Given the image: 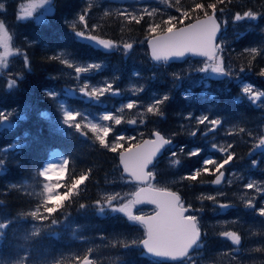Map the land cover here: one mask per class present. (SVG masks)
Returning a JSON list of instances; mask_svg holds the SVG:
<instances>
[{
    "label": "trees",
    "instance_id": "trees-1",
    "mask_svg": "<svg viewBox=\"0 0 264 264\" xmlns=\"http://www.w3.org/2000/svg\"><path fill=\"white\" fill-rule=\"evenodd\" d=\"M27 1L0 0L5 4V11H0V27L10 35L14 50L7 67L0 65V112L12 114L7 123L0 124V149H8L4 168L0 169V222L12 220L0 236V264H21L24 257L27 264H75L76 258L89 251L95 264H166L148 257L140 248L144 228L113 210L131 200L138 188L122 176L119 157L102 149L91 133L83 138L64 125L61 105L79 113L82 124L87 114L116 115L125 121L120 126L112 125L114 134L131 140L121 142L123 150L151 137L153 130L174 143L175 151L168 148L150 170L151 185L176 192L186 206L203 209L195 213L201 222L202 247H196L186 263L179 264H264V252L254 251L264 248V218L244 206L250 196L257 195L244 188L249 180L264 188V154L249 155L253 137L264 135V100L258 106L242 92L245 85L264 91V78L256 74L264 67V53L251 71L239 72V67L247 63L242 53L251 48L264 50V15L256 20L235 19L248 9L264 13V0L219 4L215 12L222 26L218 57L232 74L218 77L194 72V66L207 61L155 65L146 45L152 35L147 27L152 23L165 32L204 17L191 11L187 17L180 15L201 0H51V11L43 18L18 21L17 12ZM209 2L215 0H203L205 5ZM86 5L92 7L88 23L94 29L86 34L112 40L117 47L105 50L74 34L71 23L75 19V31L82 29L78 14ZM145 9L153 15L145 16L139 25L128 23L122 15H145ZM175 17L179 20L168 28L164 22ZM124 43H133V49L126 53ZM61 54L74 65L99 64L100 68L77 80L72 69L50 60ZM10 80L16 81L12 88L8 87ZM84 82L90 88L112 83L118 94L93 99L79 91ZM46 93L57 95L51 99ZM165 95L169 99L160 113L148 114L147 107ZM127 103H135L137 108L120 112ZM202 116L222 123L209 132V125L197 126V118ZM129 120L137 121L131 129L126 122ZM240 127L246 132L237 134ZM192 131L197 135L192 136ZM227 143L233 145L234 160L223 169L230 177L222 187H214L215 176L208 173H202L197 181L183 179L202 172L206 159L221 160L222 155L213 146ZM13 145L16 147H10ZM198 150L199 156H193ZM54 151L69 159L68 175L87 172L90 178L55 214V224L51 218L44 223L23 218L21 214L40 207L45 181L37 171L50 162ZM254 159L258 161L256 167L251 164ZM111 195L118 199L109 204L106 197ZM202 195H214L217 200L202 201ZM262 202L264 195H257V206ZM220 203L231 207L221 209ZM37 230L39 234L33 235ZM225 231L240 235L241 244L234 245L219 235Z\"/></svg>",
    "mask_w": 264,
    "mask_h": 264
},
{
    "label": "snow or ice",
    "instance_id": "snow-or-ice-1",
    "mask_svg": "<svg viewBox=\"0 0 264 264\" xmlns=\"http://www.w3.org/2000/svg\"><path fill=\"white\" fill-rule=\"evenodd\" d=\"M165 2V0H162ZM230 0H215V2H209L207 5L203 3L201 0L200 3L195 4L191 10H184L180 13L181 16L187 17L191 12L203 13L205 19L200 21L202 25V30L205 36L204 40V50L202 51V55H205L211 58L215 49L212 47V38L215 36L217 31L216 20L214 18L215 12L218 9L219 4L227 3ZM46 3H50V0H39V3H29L27 5H22L19 11L17 12L18 21L26 20L28 17L33 15V12L36 8H42ZM0 11H5V4L0 2ZM92 13L91 5H86V7L78 14V23L82 25V29L79 31H75L77 21L74 19L71 23V27L74 30V34L83 40L94 42L96 45L102 47L105 50H112L117 45L113 43L112 40L109 39H100L96 35H88L86 34L88 31H94L91 25L88 23V18ZM145 15L136 16L132 14H123L128 23H135L137 25L141 24L145 21V16L152 17L153 13L148 12L147 9L144 10ZM105 16H108L109 13L105 12ZM260 15H264V13H257L248 9L244 11L242 14H237L235 19L237 21L242 19H253L256 20L260 17ZM179 20V17L170 18L166 20L164 23L168 28H172L173 25ZM147 32L152 34L149 39H153V55L152 58L156 61L160 60H168V55H160L155 51L156 42L161 45H166L170 42L171 38L161 32V26L156 23H152L147 27ZM133 43H124L123 48L125 52H130L133 49ZM264 50L258 48L247 49L241 56L247 58V63L242 64L239 67V72L243 73L246 70L251 71L255 66V62L258 58L261 57ZM177 56H182L183 53H175ZM51 61H59L62 65L66 66L68 69H72L75 73V77L77 80H80L81 75L87 74L92 70H97L100 68L99 64H88L86 66L74 65L70 60L63 59V54L60 56H53L50 58ZM202 71L206 69H201ZM211 71L218 75H231L232 73L228 71L225 67V64L222 60L217 59L215 65L211 66ZM259 77L264 78V67H261L257 73ZM16 84L15 80H10L8 82V87L12 88ZM79 91L85 95L89 96L93 99L99 100L101 96L105 94H118L114 88L112 83H106V86L103 87H91L89 83L84 82L83 86L79 89ZM243 94L250 100L253 104H257L259 106L260 101L264 100V91H260L254 88L251 85H245L242 88ZM51 99H55V93H46ZM169 97L165 95L160 101L155 105H150L147 107L146 111L148 114L158 115L160 113V107L167 102ZM137 108L135 103H127L124 105L120 112H123L124 109L133 110ZM62 110V123L69 128L75 130V132L81 134L82 136H87L88 133H91L95 138V141L99 144L102 149L107 150L110 153L115 154L116 156H120L123 152V148L121 145L122 141L127 140L128 143H131L127 137L118 136L116 133L114 134V127L120 126L125 121H122L116 115H103L100 117V120L103 122H110L104 124H97L91 121L87 123H80V114L72 113L66 110L63 105H61ZM12 114L0 112V124L7 123ZM47 116V113H44ZM191 119V117H187ZM20 119H26V116H21ZM129 124H136L137 121H126ZM222 121L220 119L209 120L208 116H202L197 118V126L199 125H209L208 131L214 132L220 125ZM87 129V131H85ZM246 132V129L243 127L239 128L237 134H243ZM192 136L197 135V131H192L190 133ZM229 135L233 133L229 132ZM252 134L249 133V136ZM111 137V141L109 140ZM170 139L166 138L161 132L158 130H153L152 138L143 142V148L145 150L150 149L151 155H156L162 148L170 144ZM15 148L16 145L10 146ZM140 147V146H138ZM213 147L222 155L221 160L216 159H206L203 161V171L196 172L192 176L184 177L183 179H187L188 181H197V178L201 176L202 173H208L209 175H214L215 179L212 181L215 185H220L222 178L225 173L222 171L225 169V166L230 165L234 160V151L232 143H227L225 146L217 147L214 145ZM264 149V135H259L253 137V152H250L249 155H252L257 150ZM8 149H0V169L4 168L5 159L4 155L7 153ZM200 152L194 151L192 153L193 156H199ZM178 164L179 161H176ZM253 167L258 165V161L256 159L251 161ZM70 161L67 158L61 159L59 163L56 162H48L42 168V170L37 171V176L42 177L45 183L43 184V200L38 207L34 211H30L26 214H21L23 218H31L33 221H39L40 223H44L51 218V223L55 224L56 220L54 219L55 214L61 212L68 202L72 200L73 197L79 194L80 186L85 185V182L89 180L90 176L87 172H81L79 175H68ZM59 186V187H58ZM15 187V185H13ZM244 188L248 192H255L257 195H264V188L254 180H249ZM222 194V193H221ZM170 197L169 201H167V208L172 214L174 221V229L172 233L166 238H161L158 234H156L151 225H148L146 228L147 231V239L143 240V246L147 249L149 253H152L158 258L178 261L185 260L190 258L189 254L194 247H202V238L203 234L201 231V222L199 217L195 214L197 211H202L203 209H194L191 206H186L185 202L179 195L174 193L166 194ZM257 195L250 196L246 202L245 207L249 209H253L255 215L264 218V202H262L259 206H257L256 200ZM118 197L116 195H111L106 197V200L109 204L113 201H116ZM200 199L208 200L216 202L217 197L214 195H202ZM2 203V201H0ZM81 207H85V205H81ZM126 206H121L119 208H114V211H118L123 214H127L125 211ZM231 207L229 204L220 203L219 208L227 209ZM103 211V208H100ZM128 219L130 222H134V218L129 215ZM12 223V220H8L6 222H0V236L3 235V231L6 230L9 225ZM39 231H35L33 235H38ZM219 235L231 240L232 244L240 245L241 244V236L238 235L234 231H225L219 233ZM255 252H264V248H255ZM21 264H27V257L23 258ZM75 264H95L94 259L91 258V251H89L85 256L81 258H76Z\"/></svg>",
    "mask_w": 264,
    "mask_h": 264
},
{
    "label": "water",
    "instance_id": "water-1",
    "mask_svg": "<svg viewBox=\"0 0 264 264\" xmlns=\"http://www.w3.org/2000/svg\"><path fill=\"white\" fill-rule=\"evenodd\" d=\"M115 2H124L126 0H114ZM216 20L217 31L215 36L212 38V47L215 49L214 55L209 58L205 55H202L204 50V40L205 36L202 30V25L200 21H203L205 17L197 19L190 24L173 28L163 32L165 35L171 38L170 42L166 45H161L156 42L155 51L160 55H168V60L156 61L152 58L153 55V39H148L147 47L149 51L150 59L155 64L160 63H170V64H179L183 63L186 60L192 58L195 60H209L215 61L217 56L216 44L221 35L222 27L214 15ZM182 52V56H177L175 53ZM133 124H129V127H132ZM85 138V136H83ZM152 138V135L151 137ZM150 138L144 140L147 141ZM124 150L119 156V165L122 171V176L125 178L131 179L135 184L141 185V187L136 190L132 196L133 204L136 208L143 207H152L155 208V211L148 215H141L136 217V221L143 225L145 228V239H147L146 228L148 225H151L154 232L158 234L161 238H166L169 236L174 229V221L172 214L167 208V201L170 197L166 194L177 193L169 190L158 189L148 186L150 181L149 170L155 165V163L164 155V152L167 148L172 146V141L170 144L162 148L156 155H151V150H145L143 148V142ZM140 146V147H138ZM174 147H172V150ZM264 149L257 150L256 153H263ZM225 173V172H224ZM226 173L222 178L221 184L226 180ZM215 179V178H214ZM215 185V184H214ZM216 185V186H220ZM143 240L140 243L141 249L151 258L161 261L163 263H179L184 260L172 261L161 259L149 253L147 249L143 246ZM194 247L190 254L195 250ZM186 260V259H185Z\"/></svg>",
    "mask_w": 264,
    "mask_h": 264
},
{
    "label": "rangeland",
    "instance_id": "rangeland-1",
    "mask_svg": "<svg viewBox=\"0 0 264 264\" xmlns=\"http://www.w3.org/2000/svg\"><path fill=\"white\" fill-rule=\"evenodd\" d=\"M29 3L38 4L39 0H28L27 4H29ZM50 11H51V0H50V3H46L44 7L36 8V10L33 12V15L31 17H34L36 19H41L46 14H48ZM13 53H14V50H13V47L11 44V37L8 34V32L5 30V28L2 26V27H0V65L6 68L7 67L6 62L8 60V57L11 58L12 57L11 55ZM217 59H220V58L219 57L216 58L215 62H217ZM213 65H215V64L207 61L206 63H203L199 66H194V69H196L194 72L199 71L200 73H205V74L212 76V77H218L217 76L218 74L211 71V66H213ZM189 68H191V66H189ZM201 69H206V70L202 71ZM66 110H68V109H66ZM100 117L101 116L97 117V116H91V115L87 114L83 120L85 121V123L91 121L93 123L103 124V121L100 120ZM63 158H64L63 155L58 151L52 153V162L59 163L61 161V159H63ZM122 206H126L125 211L127 214H124L126 216L131 215L134 218V216L140 212V211H137V209L134 207V205L132 203V199L126 201V203L123 204Z\"/></svg>",
    "mask_w": 264,
    "mask_h": 264
},
{
    "label": "bare ground",
    "instance_id": "bare-ground-1",
    "mask_svg": "<svg viewBox=\"0 0 264 264\" xmlns=\"http://www.w3.org/2000/svg\"><path fill=\"white\" fill-rule=\"evenodd\" d=\"M148 52H149V51H148ZM224 183H225V181L223 182V184H224ZM223 184H222V185H223ZM222 185H220V186H216V185H215V186H216V188H220ZM202 234H203V232H202Z\"/></svg>",
    "mask_w": 264,
    "mask_h": 264
}]
</instances>
